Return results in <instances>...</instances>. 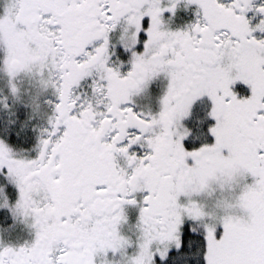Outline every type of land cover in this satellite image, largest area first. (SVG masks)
I'll return each instance as SVG.
<instances>
[{
  "label": "snow or ice",
  "instance_id": "snow-or-ice-1",
  "mask_svg": "<svg viewBox=\"0 0 264 264\" xmlns=\"http://www.w3.org/2000/svg\"><path fill=\"white\" fill-rule=\"evenodd\" d=\"M177 3L5 0V71L35 69L57 102L34 158L15 157L0 141V170L19 193L15 210L34 229L31 242L0 244V264H155L171 245L180 248L183 230L203 232L204 264H264V0H187L196 20L165 28L162 13ZM252 8L261 14L255 24L246 15ZM117 26L124 48L146 34L124 74L109 63ZM158 73L168 80L159 111L134 110L132 95ZM88 76L92 99H81L75 87ZM205 94L214 139L188 150L182 138L190 130L180 121ZM226 174L235 177L227 211L213 214L191 198ZM125 204L139 207L131 255L118 230Z\"/></svg>",
  "mask_w": 264,
  "mask_h": 264
},
{
  "label": "rangeland",
  "instance_id": "rangeland-1",
  "mask_svg": "<svg viewBox=\"0 0 264 264\" xmlns=\"http://www.w3.org/2000/svg\"><path fill=\"white\" fill-rule=\"evenodd\" d=\"M4 3L5 0H0V14H2L3 12ZM0 50H1L0 111H15V107L17 108L18 106H20L22 111L27 115V117L24 120V123L20 124V129L23 132L28 131L32 133L35 137H37L38 140L41 138L40 137L41 133L37 131V129L39 130V128L43 127V125L45 127L52 118V112L51 110H49V106L51 105V103L50 105L48 104L50 101L49 100L50 94H47L45 92L43 93V91H39L37 93L35 92L30 93L25 91L21 93L19 90H17L16 89L17 83L20 80L25 81L26 79H29L30 76L32 75V72H35V69H33L32 72L21 71L17 73L15 76L10 77L9 74L5 71L2 64V58L5 55V49L2 44H0ZM235 87L242 94H247L249 91L247 87L240 84L239 82L236 84ZM13 88L15 90H13ZM191 107H192L191 118L194 121V123H198L196 129L192 130L193 135L203 130L204 133H202V135L206 138V141L208 140V142H211V138L209 137L211 135L210 132H208L207 134L206 129L202 128V130L199 131L198 128L199 126H201L198 121L201 118L208 119L209 121L208 127L209 125L214 123L213 118L209 115V111L211 107L210 98L206 94L202 95L193 101ZM195 111L200 113V115L195 113ZM191 112H190V116H191ZM193 116L195 117L193 118ZM5 123L6 124H4L3 126V122H2L0 124V127L8 128L7 125L8 122L6 121ZM36 132L39 133V135H36ZM204 137H202L201 134H199L198 136L192 138L199 140L200 143V142H206ZM0 141L2 140L0 139ZM188 142L191 143L192 140H189ZM5 145L11 150V154L15 157L30 159L36 156L35 154H31L32 151L28 154L27 153L23 154L17 152L15 149L11 148L7 144ZM36 147L27 146L22 149L34 150ZM5 171L6 170H0V175L2 176V177L0 176V178H2V184L0 185V187H2L4 191V196H0V216L2 213L1 211H3L2 218H0V244L17 246L20 244H24L26 242H31V240L34 238V229L31 226V218L23 217L20 215L18 211L15 210L14 207L15 202L19 197L18 189L16 188L15 184L6 177ZM219 194H220L219 190H217L214 193L191 194V198L197 200H203L207 205L210 206L212 200H214L215 197L218 196ZM134 195L137 201H139L142 197V193L140 192H137ZM5 196L7 198V204L4 203ZM187 198L188 197H185L183 194H181V196L179 197L181 201H184ZM124 212L126 219L118 225V230L122 235H125L130 239L131 243L128 246H126L124 252L128 255H131L134 254V252L136 251V241L139 234V229L137 228V221L139 215L138 204H127V206H124ZM5 214L7 217L4 216ZM6 219L8 221H6ZM3 222L6 223V226H4ZM187 231L188 230H183L182 236ZM191 233L201 234V236L204 238L202 231L198 230L197 232H191ZM173 250H178L174 244L168 248L165 258ZM108 255L110 258L113 259H117V260L122 259L120 252H117L114 256L111 252H109ZM154 259H155V263L157 260H161L159 255H156Z\"/></svg>",
  "mask_w": 264,
  "mask_h": 264
},
{
  "label": "flooded vegetation",
  "instance_id": "flooded-vegetation-1",
  "mask_svg": "<svg viewBox=\"0 0 264 264\" xmlns=\"http://www.w3.org/2000/svg\"><path fill=\"white\" fill-rule=\"evenodd\" d=\"M163 2H167V0H163ZM260 0H253V3H259ZM246 15L250 18V23L255 24L258 22L260 18V13L257 12L254 8L249 9L246 12ZM197 18V5L194 3H187V0H178L177 6L174 9V11H169L165 9V11L162 13V21H163V26L168 29L176 30V29H183L190 25L192 22H194ZM147 19V18H145ZM123 32V29H121L119 26H117L115 29H113L109 33V63L113 67H118L119 71L121 74L126 73L129 68L131 67V59H132V51H137L141 52L143 51V41L146 39V34L141 31L138 34V41L135 45H133L131 48H124L123 45L121 44L120 37ZM257 35H260V33H255ZM130 43V38L128 41ZM27 78V77H26ZM93 77L88 76L84 77L79 84L75 87V90L80 94L81 99H92V88H91V81ZM33 81V82H32ZM32 82V83H31ZM167 77L164 73H158L157 75L153 76L150 80H148L147 84L142 88V90L139 93H134L131 97V100L128 102L131 107L134 108V110L137 111H142L144 113H151L155 114L159 111L160 109V98L164 94L167 88ZM16 87V86H15ZM17 90H19L21 93L27 91V92H39L43 91V93L50 94V101L49 105V110L52 112V117L54 115V105L57 102V96L55 93V90L52 88V86L49 84L48 86H44L41 83V78L39 74L36 72H32V75L30 76L29 79H26L25 81L20 80L17 83ZM46 98V96H45ZM191 106L189 109L188 115L184 116L181 118V125L184 128L189 129L190 131L188 134L182 138V143L184 144L185 148L188 150H191L193 148H198L203 144L206 143H212L213 142V137L210 135L209 137L211 138V142L206 141V138L201 135L202 137L205 138L206 142H200L197 139H193L192 137H196L199 134L193 135L192 130L194 129L193 127L191 128V124L198 125V123H194L192 120V112H191ZM191 112V116H190ZM195 116H193L194 118ZM200 125L203 126L204 129H206V133L208 134V124L209 121L207 118H201L198 120ZM50 128V123H48L45 127H40L39 131L41 134V138L46 136L47 133L44 131V129ZM40 139H38V144L37 147L34 150H28V149H15L17 152L20 153H30L37 155L39 151V145H40ZM192 140L191 143L188 141ZM133 149L137 150L138 152L141 151L138 145H133ZM124 206H127L125 204ZM191 233V232H190ZM193 234V233H191ZM182 238L181 237V243H182Z\"/></svg>",
  "mask_w": 264,
  "mask_h": 264
},
{
  "label": "trees",
  "instance_id": "trees-1",
  "mask_svg": "<svg viewBox=\"0 0 264 264\" xmlns=\"http://www.w3.org/2000/svg\"><path fill=\"white\" fill-rule=\"evenodd\" d=\"M195 113L200 115V113L196 111ZM26 117V113L22 111L20 106L17 108L15 107V111H0V124L3 122L4 126V124H6L5 122H8V128L0 127V139L13 149H21L27 146L36 147L38 144L37 137L28 131L23 132L20 129V124L24 123ZM190 124L196 129L197 125ZM198 128L199 131H201L203 126H199ZM202 133H204L203 130L197 134L202 135ZM36 135H39V133L36 132ZM1 184L2 178H0V185ZM1 212L0 218H2L3 214V211ZM4 216L7 217L6 214ZM6 221L8 220L6 219ZM3 224L6 226L5 222H3ZM204 245L205 241L201 234H191L187 231L183 235L180 248L171 251L164 260H157L155 264H204Z\"/></svg>",
  "mask_w": 264,
  "mask_h": 264
},
{
  "label": "clouds",
  "instance_id": "clouds-1",
  "mask_svg": "<svg viewBox=\"0 0 264 264\" xmlns=\"http://www.w3.org/2000/svg\"><path fill=\"white\" fill-rule=\"evenodd\" d=\"M235 181V177H229V175L217 176L215 179H212L208 182L207 186L200 191L193 192L192 194H201V193H214L219 190V195L212 200L211 205H207L203 200H197L199 205L206 211L212 212L213 214H219L227 211V205L233 203L232 196V185Z\"/></svg>",
  "mask_w": 264,
  "mask_h": 264
}]
</instances>
